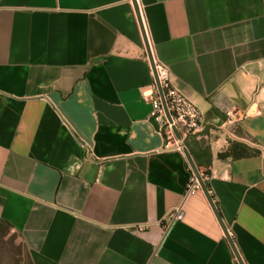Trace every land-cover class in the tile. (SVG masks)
Instances as JSON below:
<instances>
[{
  "label": "crops",
  "instance_id": "obj_1",
  "mask_svg": "<svg viewBox=\"0 0 264 264\" xmlns=\"http://www.w3.org/2000/svg\"><path fill=\"white\" fill-rule=\"evenodd\" d=\"M135 1L201 113L184 148L242 263L264 264V0ZM154 81L132 0H0V222L21 264H238L201 189L185 197ZM232 143L252 154L219 158Z\"/></svg>",
  "mask_w": 264,
  "mask_h": 264
},
{
  "label": "built area",
  "instance_id": "obj_2",
  "mask_svg": "<svg viewBox=\"0 0 264 264\" xmlns=\"http://www.w3.org/2000/svg\"><path fill=\"white\" fill-rule=\"evenodd\" d=\"M153 62L171 122H169L165 116L155 81L153 83L154 95L147 99L153 107L151 116L160 123V128L164 134L165 148L182 151L184 149L183 140L198 132L201 122V113L192 101L172 86V79L168 69L162 64L156 63L154 60ZM174 130H176L180 136L179 139L176 138ZM199 190L200 185L195 176L192 175L186 189L185 197L191 196ZM182 216L181 205L168 212L163 222L167 227L173 222L182 219ZM143 228V225L139 226L140 230Z\"/></svg>",
  "mask_w": 264,
  "mask_h": 264
},
{
  "label": "water",
  "instance_id": "obj_3",
  "mask_svg": "<svg viewBox=\"0 0 264 264\" xmlns=\"http://www.w3.org/2000/svg\"><path fill=\"white\" fill-rule=\"evenodd\" d=\"M132 3H133V6H134V10H135V13H136V16H137V19H138V22H139V25H140V29H141V32H142V36H143V39H144V44H145V47H146V51H147V55H148V59H149V63H150V66H151V70L153 72V76H154V80H155V83H156V86H157V91H158V94L160 96V99H161V102H162V106H163V109H164V112H165V116L167 118V120L169 122H171V119H170V115L168 113V110L166 108V105H165V101H164V97H163V93H162V90L159 86V83H158V80H157V75H156V71H155V67H154V62H153V58H152V55H151V52H150V49H149V45H148V42H147V39H146V36H145V33H144V29H143V26H142V23H141V20H140V16H139V12H138V7L136 5V1L135 0H132ZM174 133H175V136L176 138H180V136L178 135L177 131L174 130ZM183 152H184V155H185V158L188 162V165L193 173V175L195 176V178L197 179L199 185H200V189L201 191L204 193V195L206 196L217 220H218V223L220 224L221 228H222V231L232 249V252L237 260V263L238 264H243L241 259H240V256L238 255L229 235H228V232L226 230V228L224 227L221 219H220V216L218 215L217 211H216V208L212 202V198L210 197L209 193H208V190L198 172V170L196 169V166L194 164V162L192 161L188 151L186 150V148L183 149Z\"/></svg>",
  "mask_w": 264,
  "mask_h": 264
},
{
  "label": "rangeland",
  "instance_id": "obj_4",
  "mask_svg": "<svg viewBox=\"0 0 264 264\" xmlns=\"http://www.w3.org/2000/svg\"><path fill=\"white\" fill-rule=\"evenodd\" d=\"M23 249L18 236L0 222V264H21Z\"/></svg>",
  "mask_w": 264,
  "mask_h": 264
},
{
  "label": "trees",
  "instance_id": "obj_5",
  "mask_svg": "<svg viewBox=\"0 0 264 264\" xmlns=\"http://www.w3.org/2000/svg\"><path fill=\"white\" fill-rule=\"evenodd\" d=\"M187 138H189V136ZM187 138H185V140H187ZM251 154L252 152L249 151L246 146L241 145L239 143H232L230 147L225 152L219 154L218 157L221 159L224 158L241 159L248 157Z\"/></svg>",
  "mask_w": 264,
  "mask_h": 264
}]
</instances>
